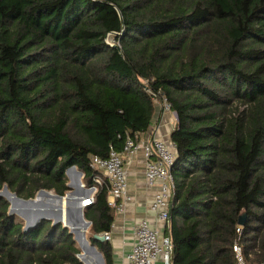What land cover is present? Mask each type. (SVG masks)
I'll use <instances>...</instances> for the list:
<instances>
[{
	"label": "trees",
	"instance_id": "obj_1",
	"mask_svg": "<svg viewBox=\"0 0 264 264\" xmlns=\"http://www.w3.org/2000/svg\"><path fill=\"white\" fill-rule=\"evenodd\" d=\"M156 99L178 118L172 264H236V243L264 264V0H0V192L64 197L72 166L94 187L91 158L147 134ZM103 183L84 214L114 264L93 239L114 222ZM79 253L61 225L24 231L0 198V264Z\"/></svg>",
	"mask_w": 264,
	"mask_h": 264
},
{
	"label": "built area",
	"instance_id": "obj_2",
	"mask_svg": "<svg viewBox=\"0 0 264 264\" xmlns=\"http://www.w3.org/2000/svg\"><path fill=\"white\" fill-rule=\"evenodd\" d=\"M148 91V90H147ZM149 92V91H148ZM161 102L165 113L172 114L171 105L166 99ZM142 151L147 162L146 179L149 186H158V192L151 204L152 212L163 225V230L153 228L148 220L140 221L135 227V242L130 254L125 257L127 264H172L173 243L170 235L171 208L174 200L175 185L172 168L176 162V147L157 138L135 141L127 139L122 153L111 151L107 159L91 158V168L97 173L94 189L102 186L106 180L109 187L111 207L123 214L129 202L128 181L123 155H133ZM241 234V230H237ZM111 242L110 233L103 235ZM236 264H248L243 256L242 247L236 243L233 247Z\"/></svg>",
	"mask_w": 264,
	"mask_h": 264
},
{
	"label": "water",
	"instance_id": "obj_3",
	"mask_svg": "<svg viewBox=\"0 0 264 264\" xmlns=\"http://www.w3.org/2000/svg\"><path fill=\"white\" fill-rule=\"evenodd\" d=\"M65 174L68 179L69 191L64 197L41 190L34 199L23 200L11 193L5 186L0 192V198L5 199L10 204V215L19 217L24 221V231L36 228L43 221L51 222L53 226L61 225L73 237L80 250L78 259L82 264H106L103 254L87 236L91 223L85 219L84 213L94 204L92 193L95 189L84 186L82 183L84 172L79 169L76 170L75 166L69 167ZM71 174H76V185L71 181ZM41 198H46L47 201L42 202ZM49 201L56 203V206L49 205ZM246 218V212H243L238 222L240 226L246 225ZM93 239L98 243L105 242V238L101 235H95Z\"/></svg>",
	"mask_w": 264,
	"mask_h": 264
},
{
	"label": "crops",
	"instance_id": "obj_4",
	"mask_svg": "<svg viewBox=\"0 0 264 264\" xmlns=\"http://www.w3.org/2000/svg\"><path fill=\"white\" fill-rule=\"evenodd\" d=\"M156 112L152 126L147 134L142 135L141 140L157 138L166 143H173L171 133L177 124L171 120V115L165 113L161 107V102L156 101ZM125 170L128 181L129 202L125 207L123 214L113 208L114 222L112 230L109 232L112 236L111 242L113 248L114 264H127L125 257L131 253L135 242L134 230L136 225L143 220H148L153 228L163 230V225L157 220V216L151 210V204L158 192V186L153 188L149 186L146 179V166L142 151L133 155H123ZM71 181L75 184L74 175L71 174ZM108 203L110 196L108 195ZM103 236V235H101ZM106 242V241H105Z\"/></svg>",
	"mask_w": 264,
	"mask_h": 264
},
{
	"label": "rangeland",
	"instance_id": "obj_5",
	"mask_svg": "<svg viewBox=\"0 0 264 264\" xmlns=\"http://www.w3.org/2000/svg\"><path fill=\"white\" fill-rule=\"evenodd\" d=\"M107 42L110 44V46H113L114 43H115L113 37H110V36L108 37ZM170 115H171V118H172L171 120L173 121V123L177 124V122H178L177 120H178V119H177L176 114H175V113H172V114H170ZM75 169L78 170L79 168H78L77 166H75ZM70 176H71V175H70ZM73 177H74V179H75V183H76V177H75V175H74ZM82 183H84V176L82 177ZM73 184H74V183H73ZM86 188H87V187H86ZM2 190H3V189H2ZM2 190H1V191H2ZM96 192H97V191L94 190V192L92 193V198H94ZM52 193L54 194V192H52ZM35 197H36V196H35ZM35 197H34V198H35ZM34 198H33V199H34ZM45 199H46V198H45ZM45 199H44V201L46 202L47 199H46V200H45ZM4 200H5V199H4ZM14 204H15V203H14ZM48 204H49V205H52V204H53V205L55 206L56 203H53L52 201H49ZM9 207H10V204H9ZM17 218H18V220L22 221L19 217H17ZM246 219H247V218H246ZM22 222H23V224L25 225L24 221H22ZM87 236H88V237H91V236H92L91 229H89V231H88V233H87ZM248 264H250V263H248Z\"/></svg>",
	"mask_w": 264,
	"mask_h": 264
},
{
	"label": "bare ground",
	"instance_id": "obj_6",
	"mask_svg": "<svg viewBox=\"0 0 264 264\" xmlns=\"http://www.w3.org/2000/svg\"><path fill=\"white\" fill-rule=\"evenodd\" d=\"M44 199H45V198H41V201L43 202V201H44ZM55 206H56V204H55Z\"/></svg>",
	"mask_w": 264,
	"mask_h": 264
}]
</instances>
